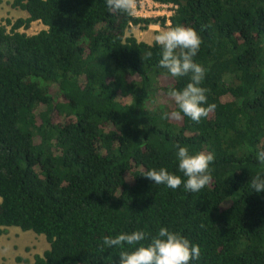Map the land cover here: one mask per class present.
<instances>
[{
    "label": "trees",
    "instance_id": "trees-1",
    "mask_svg": "<svg viewBox=\"0 0 264 264\" xmlns=\"http://www.w3.org/2000/svg\"><path fill=\"white\" fill-rule=\"evenodd\" d=\"M152 1L174 7L169 27L203 40L194 60L215 109L199 123L161 119L176 110L169 88L190 76L171 77L155 42L127 36L166 18L105 0H15L28 17L0 27V237L8 227L43 235L50 248L33 264H119L106 235L160 227L200 246L191 264H264V192L251 186L264 175V0ZM33 22L46 29L18 31ZM179 147L215 156L200 192L142 175L164 167L183 178Z\"/></svg>",
    "mask_w": 264,
    "mask_h": 264
},
{
    "label": "clouds",
    "instance_id": "clouds-1",
    "mask_svg": "<svg viewBox=\"0 0 264 264\" xmlns=\"http://www.w3.org/2000/svg\"><path fill=\"white\" fill-rule=\"evenodd\" d=\"M105 3L109 11L133 15L138 0H105ZM154 40L161 48L159 67L166 69L173 78L190 76V82L182 90L169 88L167 96L176 105V110L162 113L161 119L179 121L183 114L199 123L215 109L214 104L204 106L207 104L208 90L201 85L206 69L194 60L203 43L201 36L192 27L178 25L160 30ZM152 55V52L148 51L143 59H150ZM176 159L183 178L164 167L158 170L153 168L142 175L154 181L156 185H164L172 190L183 186L187 192H200L212 183L211 165L215 161L213 153H190L187 147H179ZM257 160L264 164V150L257 153ZM251 186L257 193L264 192V175L258 173L253 177ZM103 246L119 250V264H191L193 260L198 261L201 257L198 244H193L181 233L170 231L167 227H160L156 235L144 230L122 232L114 237L106 235L103 238Z\"/></svg>",
    "mask_w": 264,
    "mask_h": 264
},
{
    "label": "rangeland",
    "instance_id": "rangeland-1",
    "mask_svg": "<svg viewBox=\"0 0 264 264\" xmlns=\"http://www.w3.org/2000/svg\"><path fill=\"white\" fill-rule=\"evenodd\" d=\"M14 1L15 0H0V27L4 26L8 31L10 26L7 25V20L12 24L19 19H26L28 17L27 12L13 7ZM143 4V11L141 14L147 16L145 18L164 17L167 19L166 16L170 17L174 10L172 5L155 8L150 0H143ZM139 9H136V13H138ZM162 14L164 15L162 16ZM167 23L169 22H166L164 27L159 26V29H155L152 27L153 25L149 26L146 30L133 26L127 33V36H133L137 41L151 45L155 42L154 37L158 34V31L168 28L166 27ZM45 29L46 27L40 22H33L28 29L25 30L21 28L18 31L31 36ZM50 91L55 98H58V89L56 85H53ZM53 120L57 121L58 117L53 115ZM4 230V234L0 237V264H33L35 255L42 256L43 253L50 248L43 235H37L32 231L23 232L16 227H8ZM17 259H20V261H17Z\"/></svg>",
    "mask_w": 264,
    "mask_h": 264
},
{
    "label": "built area",
    "instance_id": "built-area-1",
    "mask_svg": "<svg viewBox=\"0 0 264 264\" xmlns=\"http://www.w3.org/2000/svg\"><path fill=\"white\" fill-rule=\"evenodd\" d=\"M150 2L153 3V5L155 6V8H158V7H166V5H162V4L155 3L152 0H150ZM143 5H144L143 4V0H138L137 8L138 9L140 8V9H139L138 13L135 12V14H133V16L135 18H145V17H147L144 14H141V12L143 11ZM158 11H160V10H158ZM158 11H157V13H158ZM157 15H159V14H157ZM163 15L164 14H162V16ZM166 17H167V22H169L168 21L169 16H166ZM162 18H164V17H162Z\"/></svg>",
    "mask_w": 264,
    "mask_h": 264
},
{
    "label": "crops",
    "instance_id": "crops-1",
    "mask_svg": "<svg viewBox=\"0 0 264 264\" xmlns=\"http://www.w3.org/2000/svg\"><path fill=\"white\" fill-rule=\"evenodd\" d=\"M166 25H167L166 27L169 28V23H167ZM152 27H154L155 29H159V26H158V25H153ZM158 32H159V31H158Z\"/></svg>",
    "mask_w": 264,
    "mask_h": 264
}]
</instances>
